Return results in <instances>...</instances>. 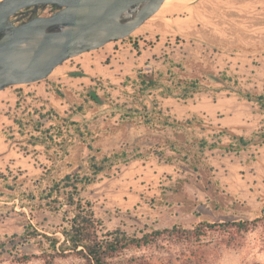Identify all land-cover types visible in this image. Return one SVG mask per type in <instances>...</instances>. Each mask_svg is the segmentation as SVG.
Segmentation results:
<instances>
[{
  "label": "rangeland",
  "instance_id": "1",
  "mask_svg": "<svg viewBox=\"0 0 264 264\" xmlns=\"http://www.w3.org/2000/svg\"><path fill=\"white\" fill-rule=\"evenodd\" d=\"M200 1L197 5L199 0H166L128 38L68 59L44 80L0 91V133L16 149L10 165L0 172V264H20V256L41 254V237L24 236L27 223L39 234L52 236L66 210L62 207L59 212H49L40 207L43 191L66 175L89 176L91 163L102 164L104 171L80 197L92 204L106 230L120 228L140 235L174 224L190 227L200 221L253 220L261 215L264 168L257 163L261 154L257 148L241 158L221 157L219 150L207 153L212 171L203 166L202 171L193 172V158L184 159L185 150L174 154L164 148L161 152L165 156H173L165 162L146 146L178 139L181 145L177 147L181 148L192 136L206 138L217 133L208 130V123L202 121L212 104L211 96L234 94L219 91L220 85L209 75L219 77L227 68L231 78L247 91L257 89L255 78L264 73L252 65L258 63L254 53L264 50V0ZM249 2L248 7H242ZM124 43L131 44L137 69L131 56L128 63L112 60L115 51H124ZM98 56L100 63L96 61L89 67V62ZM79 71L88 75L76 80L68 75ZM139 74H149L162 88L144 92L137 97L136 105L150 106V101L155 100L166 116L181 122L185 121L187 108H193L197 119L191 128L156 131L158 126L144 127L137 119H119L123 112L119 106H132ZM193 79L199 80L206 91L185 101L161 99L164 88L178 94L185 82ZM47 85L50 88H45ZM37 89L51 91V101L36 93ZM90 90L96 92L102 104L90 100ZM243 113H248L247 109ZM198 125L207 130L201 132ZM175 130L179 138L173 136ZM133 139H137L138 151L125 146ZM105 159L108 161L103 162ZM163 245L169 248L127 251L124 257L143 255L151 264H180L184 248ZM206 249L210 264H264V226L260 223L245 234L239 246L218 248L211 242ZM26 264L44 263L34 257ZM54 264L80 261L69 257Z\"/></svg>",
  "mask_w": 264,
  "mask_h": 264
},
{
  "label": "trees",
  "instance_id": "2",
  "mask_svg": "<svg viewBox=\"0 0 264 264\" xmlns=\"http://www.w3.org/2000/svg\"><path fill=\"white\" fill-rule=\"evenodd\" d=\"M68 75L82 77L85 76V73L82 71L68 72ZM137 78L139 79V88L133 93L132 106L128 107L125 104L119 106L123 110L119 117L121 121L137 119L138 124L144 127H149L150 124L151 126H158L156 131L167 127L171 129L192 127L191 125L196 122L197 118L193 117L184 122L176 119L171 120L169 116L158 109L155 100L150 101V106L146 103L136 105L137 97L144 92L162 88L157 80L150 77L149 74H139ZM208 78L220 85L219 91H227L253 102L257 104L261 112H264V94L243 91L238 82L225 73H221L219 77L211 74ZM199 83L197 79L186 81L182 92L178 94L171 93L170 88H164L165 91L161 92L160 96L187 100L195 93L206 91ZM232 86L237 87L238 90H234ZM88 97L96 104H102V100L96 92L90 90ZM170 120L172 123L168 122ZM197 127L201 132L207 130L204 125H198ZM207 128L208 130H218V132L210 134L206 138L192 136L189 141L187 139L184 141L186 147L181 146V148H178L177 146L181 145L178 144V139H167L165 142L164 140L163 142L156 141L155 143H148L146 146L156 154L159 160L164 159L165 162L172 160L173 156H165L164 152H161L164 148H168L174 154L180 153L183 149L185 150L184 159L188 160L187 157L190 156L193 158L191 164L193 172L202 171L203 166L211 172L212 168L207 161L205 151L221 149L225 153H232L245 150L252 145H264V128H261L249 140L235 135L228 129L214 128L209 124ZM173 136L179 138L181 135L175 130ZM222 138H228L229 143L223 144ZM133 140L125 146L138 151L139 146L135 141L137 139ZM138 157L141 158V155ZM104 161H108V159ZM90 170L92 173L89 176L66 175L61 180L54 181L51 186L43 191L45 195L40 198V207L49 212H59L62 207H66V210L62 213L59 228L52 233V236L39 234L33 229L30 222L27 223L24 236L26 239L41 237V240L38 241L41 254L39 256H20L17 259L18 263L26 264L32 258L37 257L44 264H54L57 260L72 257L79 260L80 264H151L143 255L124 257V253L149 247L167 250L169 247L164 246L163 243H168L180 245L184 248L185 253H183L180 264H210L205 256L209 243L213 242L218 248L239 246L245 234L254 230L260 223L264 226V209H262L261 215L253 220L200 221L190 227L174 224L168 228L144 231L140 235L127 233L120 228L106 230L103 222L95 216L92 204L80 197V193L93 183L96 176L104 171V166L91 163ZM40 179H42V176ZM34 199V195L31 194V200L34 201ZM24 207L23 205L20 206V208ZM32 212V209H30L31 215H33ZM29 229H31V232H29ZM55 233H59L60 237L55 236Z\"/></svg>",
  "mask_w": 264,
  "mask_h": 264
},
{
  "label": "water",
  "instance_id": "3",
  "mask_svg": "<svg viewBox=\"0 0 264 264\" xmlns=\"http://www.w3.org/2000/svg\"><path fill=\"white\" fill-rule=\"evenodd\" d=\"M166 0H0V91L46 79L64 61L128 38ZM55 6L15 25L24 9Z\"/></svg>",
  "mask_w": 264,
  "mask_h": 264
},
{
  "label": "crops",
  "instance_id": "4",
  "mask_svg": "<svg viewBox=\"0 0 264 264\" xmlns=\"http://www.w3.org/2000/svg\"><path fill=\"white\" fill-rule=\"evenodd\" d=\"M196 1V0H195ZM201 1L197 2L196 4L199 5ZM250 5V2L242 5V7L246 8ZM122 41V40H119ZM124 51L122 53L119 52V50L115 51L116 54H113L112 60L116 59V62L118 61H126L127 63L130 62L128 59V56H131L132 59V65L134 67H139V65L135 64V57L133 56V53L131 52V44H123ZM257 57L258 63L255 64V62H252L253 69L255 70H264V50L263 52H256L254 53ZM259 55V57L257 56ZM98 61L100 63L101 57H96L93 58L89 62V67L95 65V62ZM140 69V68H139ZM85 76L88 75V72H84ZM223 73H225L227 76H230L231 70L224 68ZM83 77V76H82ZM75 80L78 77H74ZM236 79V78H235ZM237 80V79H236ZM257 83L254 85V87H257V89L253 90H247V92H257L258 94H264V73L260 74L257 78H255ZM238 81V80H237ZM239 85L242 87L241 83L238 81ZM257 85V86H256ZM51 85H47L45 88H50ZM261 88V89H260ZM36 93H39L43 95V97H49L46 99H50L52 97V92L51 91H45V90H36ZM195 93L193 95L199 94ZM37 94L34 96L32 95L31 97H35ZM45 95V96H44ZM16 97V96H15ZM29 97V98H31ZM217 96H211L212 99V104L209 106L207 111L202 114H204V119L203 121H206L210 126L212 127H218V128H224L232 131L235 135L242 137L243 139L249 140L253 137L255 133H257L261 128H264V112H261L259 110V107L257 104L253 102H249L241 97H238L236 95H228L225 94L224 97H219ZM162 100H167L168 98L166 97H161ZM192 99V98H191ZM188 100V99H187ZM185 101V100H184ZM160 104V103H159ZM244 109H247L248 113H243ZM167 111V108H164V111ZM165 111V112H166ZM197 116L196 111L193 110V108H187L184 116V120L190 119ZM263 118V120H262ZM176 119V118H175ZM178 120V119H177ZM218 132V130H212V132ZM4 135L0 133V172H2L4 169H6L10 163L12 162L13 158L16 155V149H15V144H11L10 139H6L3 137ZM222 143L227 144L229 143L228 138H222ZM257 148L259 151H261V154L258 156L259 160L257 163L261 167L264 168V145H252L248 147L245 150L239 151V152H232V153H225L221 149H214V150H207L205 151V155L207 153H214L216 150H219L221 152L220 156L221 157H227L228 155H235L236 157L241 158L240 156L245 153H249L250 150ZM247 158V157H246Z\"/></svg>",
  "mask_w": 264,
  "mask_h": 264
},
{
  "label": "flooded vegetation",
  "instance_id": "5",
  "mask_svg": "<svg viewBox=\"0 0 264 264\" xmlns=\"http://www.w3.org/2000/svg\"><path fill=\"white\" fill-rule=\"evenodd\" d=\"M55 6L47 5L35 9H24L19 11L13 18L15 25L26 22L34 17H47L58 11Z\"/></svg>",
  "mask_w": 264,
  "mask_h": 264
}]
</instances>
